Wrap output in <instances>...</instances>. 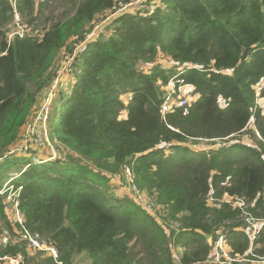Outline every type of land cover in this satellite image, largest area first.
I'll list each match as a JSON object with an SVG mask.
<instances>
[{
    "label": "trees",
    "instance_id": "16d2710c",
    "mask_svg": "<svg viewBox=\"0 0 264 264\" xmlns=\"http://www.w3.org/2000/svg\"><path fill=\"white\" fill-rule=\"evenodd\" d=\"M48 1L18 0L16 10L35 28ZM128 1L61 0L59 19L40 37L7 44L13 9L0 0V239L3 231L10 237L0 242V258L39 264L23 231L53 244L64 264L83 254L88 264H175L176 248V264H204L218 233L232 255L263 257L264 224L251 256L240 211L222 196L244 198L249 214L264 220V115L253 90L264 77V0H142L114 15L106 34L73 59L70 92H57L61 110L49 137L65 157L12 152L56 77L57 54L71 55ZM155 57L185 68H138ZM177 75L197 98L163 115L158 83ZM125 168L154 213L112 194L110 180H124ZM14 201L23 225L7 216Z\"/></svg>",
    "mask_w": 264,
    "mask_h": 264
},
{
    "label": "built area",
    "instance_id": "2783aa9c",
    "mask_svg": "<svg viewBox=\"0 0 264 264\" xmlns=\"http://www.w3.org/2000/svg\"><path fill=\"white\" fill-rule=\"evenodd\" d=\"M8 1L10 2L11 7L13 9V19H12L11 23L9 24V26L7 27V32H6L7 44H10L15 38L23 39L25 37H33L34 35L36 37H40L42 34V31H38V32L34 31L32 26L24 24L21 21L22 18H21V16H19V14L17 13V10H16V8L18 7V0H8ZM127 5L128 4H126L125 7ZM117 6H118V9L116 10L115 14H112V15L108 14V15H110L108 17H113L114 15L118 14L117 13L118 11L125 8L123 6V4L118 3ZM107 22L108 21H106V18H105L100 24L95 25L93 28L94 31H92L93 29L91 31H89L85 35L84 39L78 43V45L75 47L73 53L71 55H68L66 58V60L68 62V68H70L72 66L73 59L85 50L86 45L89 43V41L92 38L98 36L97 31H98L99 27H102ZM14 28H16L17 30H15ZM91 32H95V34L92 35ZM159 60H155V61H153V63L149 62L150 64H147L148 67L146 69H151L156 64H159V66L162 69L173 68V69H176L177 71H182L185 68L184 65L177 64L174 60H172L169 57H165V59L162 62H159ZM65 69H66V66H65ZM62 75H63V73L56 74V77L52 81L50 86L48 88H46L45 90H43L39 94V102H43V100H44V103H45V105H47V108L43 111H40V110L36 111V110H38V104H39V102H38V104L36 106V110L35 111L32 110V112L30 113V115L26 119V122L23 125L21 130H23V128L26 126L27 121H28V124H29V122L31 124H33V127H35L37 125V128H39L41 121L43 119L42 113H45V114L48 113V115H49L50 111L48 112V110L50 107V98L53 97V95L55 94L57 86L59 87ZM162 86H164V87H161V90L163 93H162V97H161V105H160L161 108H160V110H161L163 115L168 114V113L173 112V111H176L178 109L185 108V107L189 106L197 98V95L194 93L193 87L190 84L183 82L181 79H178V75H177V77L170 79L167 83L162 84ZM253 90H254L255 99L257 102L262 97V93L264 92V77L262 79H260L259 82L253 87ZM42 95H43V97H42ZM41 98H43V99H41ZM130 99H131V97L128 95V98H126V102L129 101ZM50 110H51V107H50ZM46 118H47V116L45 115L44 120H46ZM251 122H253L252 118L250 119L249 123H251ZM28 124H27V126H28ZM20 135H21V133H20ZM50 142H51V140H50L49 133H48V137L46 138V140H44L42 142V144L40 146H43V147H46V145L49 146ZM164 146L167 147L168 144H165ZM28 147H29V150H28ZM30 150H33L32 145H29L28 142L23 141L20 144H16L13 147L12 152L23 151V152L27 153ZM55 155L56 154L52 153V150H51L50 154L48 155L49 160H52L51 157L55 158ZM57 158H60V156H58ZM124 173H125V179H126V177H128L130 179V184H127L128 187L131 186L133 192H137L138 194H142L133 185L130 172L127 168H125ZM115 178L116 177H112V179H115ZM126 182H125V184H126ZM8 200H10V199H8ZM208 201H211L213 203L212 197H209ZM222 202L230 204V206L233 209L236 208L240 211V217L242 218L243 223L245 224V230H246V233L249 237L250 247L248 249L247 254L251 255V253L255 249L254 243L256 242L260 228L264 224V220L255 219L253 216H251L249 214L247 203H246L244 198L236 197V196H230L227 193H224L222 196ZM142 207H144V206H142ZM11 208H12V210H11ZM144 208H146V207H144ZM146 209H148L151 213L155 212L153 209V206L148 205V208H146ZM151 210H153V211H151ZM10 213H11V218H12V219H10L11 221H13L14 223H17L18 225H23L24 218H23L22 214L20 213V211L18 210V202L14 201L13 204L10 206ZM177 228L175 230H177ZM169 229H170V226H169ZM171 230H173V229H171ZM20 240L26 244L27 249L40 251L41 253L46 255V257H49L52 260L53 264H64L63 262L59 261V254H58V251L55 248V246L53 244L45 241L38 234H31L27 231H23L20 234ZM0 241L3 244H6L10 241V237L8 236L6 231H3ZM210 244L212 246L211 251H210L209 257L207 258V260L204 264H239V262L250 263V264H251V262H252V264H264V256L259 257V258L254 257V258H251V260H249V259H247V255H242V256L232 255L230 249L225 245L224 236L220 233H218V237L216 238V240L214 242H211V240H210ZM173 250H172V258L175 257V259L178 262L179 257L174 256ZM3 259H8L13 264H20L19 257L16 259H9V258L4 257Z\"/></svg>",
    "mask_w": 264,
    "mask_h": 264
},
{
    "label": "rangeland",
    "instance_id": "374dc122",
    "mask_svg": "<svg viewBox=\"0 0 264 264\" xmlns=\"http://www.w3.org/2000/svg\"><path fill=\"white\" fill-rule=\"evenodd\" d=\"M60 1L61 0H49L48 1L47 8L44 9L43 13L38 16V20H37V22L35 24V28H33L34 31L38 32V31H41L43 29H46V27H48V25L55 23L59 19L60 16H59V13H58V7L61 5ZM158 1L159 0H155V3H158ZM141 3H142V0H129L126 3L128 5L125 7L126 4H124L123 6L125 8H123L120 11H118L117 13L124 14L127 11H129V12L133 11L134 9L138 8ZM108 16H110V15L106 16V21H108V23H106L102 27H99V29L97 31L98 36L92 38L89 42L93 41L96 38H99L100 33H102L103 31L106 34V29H104V27L106 25H108L110 23V21H112L114 19V17H108ZM28 18L29 17L26 15L25 18L21 19V21L24 24H26V21L28 20ZM14 29L17 30L16 28H14ZM6 31H7V29H6ZM92 31H94V29ZM91 34L94 35L95 32H91ZM73 42H74V40H71L70 42H68V46L72 47L73 46ZM66 55H67L66 50L60 51L57 54V56H56V58L54 59V62H53V68H52L53 72L56 73V74L63 73V75L61 77L60 84H59L60 88L57 86L55 94L53 95V97L50 98L51 110H50V107H49V110H48V112L50 111L49 115H48V113L47 114L42 113V118L43 119L41 121V124H40L39 128H37V125L35 127H33V124H31L30 122L28 124V121H27L26 126L20 132L21 135H20L19 141L17 143V144H20L23 141L28 142L29 145H32L34 151H37L38 153H40V156L43 159L45 158L44 159L45 161L46 160L49 161V158H46V157H48V155L50 154L51 150H52V153L56 154L55 158L60 156V158L63 159L65 157L64 151L62 152L60 150V148H58V146L55 143H53V142H50L49 146L46 145L47 148L43 147V146H40V145L48 137V133H50L52 128L54 127V125H55L54 121L57 120V118L59 116V113H60V110H61L60 101H59V97L57 95V92L60 89V91H63L65 93H69L70 89H71V85H72V81H73L74 69H73L72 66L70 68H68V62L66 60V58H67ZM164 59L165 58L161 59L159 57H155L153 61L159 60V62H162ZM147 64H150V63L149 62H139L137 64V66H138V68L140 70H149V69H146L148 67ZM65 66H66V69H65ZM67 84H69V86H67ZM158 84L160 85V89H161V87H164V86H162V84L160 82ZM263 93H262V95H263ZM43 95H42V97H43ZM126 98H128L127 94H125L123 96V100L126 101ZM41 99H43V98H41ZM257 104L258 105H264V97L263 96L257 101ZM46 108H47V105H45L44 100H43V102H39L38 110H36V107H34L33 111H35V110L36 111H39V110L43 111ZM262 111H264V109H262ZM45 115L47 116L46 120H44ZM121 118H122V116H121ZM27 124H28V126H27ZM250 126L254 129L253 122H251ZM254 131H256V130L254 129ZM245 141H247V140H245ZM255 146H257V145L255 144ZM28 150H29V147H28ZM55 158L51 157L52 160L55 159ZM44 160H42V161H44ZM30 161L32 163H38L39 158H37L36 156H33V157H30ZM124 180L120 179V177H117V176H116L115 179H111L110 180V185L114 189V191H112V194L115 197H117L119 195L120 196L121 195H128L129 197L133 198V200L136 201L139 205L144 206L146 208H148V205H150V206L154 205L147 198L145 193L138 194L137 192H133L131 186L128 187L127 184H130V179L128 177H126V179H124ZM125 182H126V184H125ZM8 199H9V197H8ZM208 202H209V205L212 206V202L211 201H208ZM6 210L8 212V214H7L8 218L12 219L11 218V213H10V207L7 208ZM11 210H12V208H11ZM151 211H153V210H151ZM167 224L170 226V229H173V230H175L178 227L175 223L167 222ZM208 242L210 244V241H208ZM28 252H29L28 254H29L30 257L35 256V254H37L39 256L38 257L39 264H46L44 262L45 259L47 258L46 255H44L40 251L31 250V249H28ZM179 252H180V249H177V248L174 249L173 250L174 256H178L179 257L180 256ZM19 261H21L20 258H19ZM173 261H174L175 264L177 263V260L175 259V257H173ZM0 264H13V263L10 262L8 259L0 258ZM72 264H88V259H87L86 255L83 254L81 256L75 257V259H74ZM239 264H250V263L239 262ZM251 264H252V262H251Z\"/></svg>",
    "mask_w": 264,
    "mask_h": 264
},
{
    "label": "crops",
    "instance_id": "0c3cea01",
    "mask_svg": "<svg viewBox=\"0 0 264 264\" xmlns=\"http://www.w3.org/2000/svg\"><path fill=\"white\" fill-rule=\"evenodd\" d=\"M259 107H260L261 109H264V105H259ZM262 113H263V115H264V111H262Z\"/></svg>",
    "mask_w": 264,
    "mask_h": 264
}]
</instances>
